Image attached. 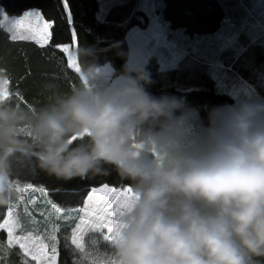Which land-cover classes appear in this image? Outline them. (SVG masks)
<instances>
[{
  "label": "clouds",
  "instance_id": "1",
  "mask_svg": "<svg viewBox=\"0 0 264 264\" xmlns=\"http://www.w3.org/2000/svg\"><path fill=\"white\" fill-rule=\"evenodd\" d=\"M72 51L75 87L46 83L39 106L0 100V205L22 172L113 169L135 192L112 244L117 264H264V96L194 119L183 97L148 90L145 68L126 61L105 78L91 45Z\"/></svg>",
  "mask_w": 264,
  "mask_h": 264
},
{
  "label": "trees",
  "instance_id": "2",
  "mask_svg": "<svg viewBox=\"0 0 264 264\" xmlns=\"http://www.w3.org/2000/svg\"><path fill=\"white\" fill-rule=\"evenodd\" d=\"M159 15L168 23L171 29H181L188 36L215 33L221 26L225 15L223 5L219 0H160ZM65 0H0V5H6L13 14L22 13L24 8H16L15 4L39 8L46 20L54 22L53 39L41 47L32 41H11L7 34L0 31V70L3 78L9 80L7 91L17 101L15 94L21 93L23 105L39 106L47 102L49 91L44 88L46 83H52L60 91L75 87L80 81L78 74L67 64L66 54L55 48V44L71 45V31L77 30L75 47L80 44L91 45L99 65L109 63L113 69L112 77L121 70L127 60L128 47L125 40L128 28L134 25L143 27L145 15L141 10H135V0H129L110 8L103 19H99V0H67L69 9L64 8ZM71 11L73 24L67 20ZM141 18V20L139 19ZM143 19V22H142ZM235 61V60H234ZM151 78L148 90L159 96L170 94L183 97L188 106L197 109L199 117L206 116V110L213 105L231 104L232 99L222 93H217L214 80L208 74L193 68L158 71L153 61L144 66ZM257 82V81H256ZM255 83V82H252ZM18 102V101H17ZM15 180L41 185L52 193L53 189L84 188L101 186L108 183L114 188H122L130 184L110 169L108 174H99L85 178L60 180L41 171L22 172ZM87 192L80 197H66L60 194L50 195L58 204L64 207L79 206ZM1 217V216H0ZM57 264H73V256L64 248V239L60 236ZM101 247H110L100 243ZM9 264H22L14 252Z\"/></svg>",
  "mask_w": 264,
  "mask_h": 264
},
{
  "label": "rangeland",
  "instance_id": "3",
  "mask_svg": "<svg viewBox=\"0 0 264 264\" xmlns=\"http://www.w3.org/2000/svg\"><path fill=\"white\" fill-rule=\"evenodd\" d=\"M127 1L129 0H99L100 8L97 16L101 19L104 14L107 15L111 7ZM219 1L225 11L220 28L215 33L188 36L183 34L181 29H171L161 18L160 0H135V10H141L145 15V25L128 28L125 36L128 47L126 61L141 67L153 61L160 72L198 68L214 80L215 91L228 95L232 102L234 99L252 94L264 96V0ZM139 19L141 20L140 17ZM100 66L99 71L105 78H112L113 69L110 64L104 63ZM189 107L192 109L193 118H200L197 109ZM18 182L21 187L27 184ZM22 195L29 201L34 197L35 203L27 204L29 214H25V205L20 202L18 214L25 231H17L16 235H24L27 231H32L38 240L47 245V240L43 239L44 217L50 206L45 205V198L38 191L26 190ZM16 199L17 193L13 201ZM82 206L83 202L79 206L66 208ZM7 207V204L0 205L1 217L6 216ZM60 223L67 227V234H70L71 228L75 226L71 220H63ZM65 234L62 227L60 236L64 237ZM0 240L5 243L7 241V232L4 229H0ZM100 243H107L109 246L111 244L102 236L99 238L98 248L101 258L106 252L110 256L112 249L101 247ZM9 247L10 251L0 248V257L4 259L5 264H9V260L13 259L11 257L13 252L22 263L19 245ZM46 251L51 255L47 247Z\"/></svg>",
  "mask_w": 264,
  "mask_h": 264
},
{
  "label": "snow or ice",
  "instance_id": "4",
  "mask_svg": "<svg viewBox=\"0 0 264 264\" xmlns=\"http://www.w3.org/2000/svg\"><path fill=\"white\" fill-rule=\"evenodd\" d=\"M15 5L17 9L24 8V11L13 14V12L7 10L6 5H0V31L6 33L11 41H35L41 47L49 44V41L53 39V33L50 32V29L54 30V22L46 20L39 8L20 4ZM64 8L69 9L67 0L64 2ZM67 20L70 25L74 23L71 11L68 12ZM71 40L73 44L77 41L75 27L71 31ZM55 48L62 49L64 53H67L68 66L79 73L78 63L68 44L58 43L55 44ZM9 83L7 78H3L2 70H0V100L13 98L12 94L5 90ZM15 97L19 103L24 101L23 95L19 92L15 94ZM27 106L31 107L32 105ZM26 190L40 192L45 198V205L50 206L47 215L44 217L43 239L47 240V245L38 240L32 231H27L24 235H16L17 231H25L18 214L20 202L25 205V214H29L27 204L29 202L35 203L34 197L30 201L23 197L22 194ZM15 191L17 193L16 201L10 200L7 203L6 216L0 217L2 218L0 229L7 232V241L5 243L0 240V248L10 251L9 246L19 245L22 264H33V262H36V264H57L62 227L66 233L63 237L64 248L73 256V264H117L107 252L101 258L98 240L102 236L112 246L117 239L121 217L135 196L131 184L120 189L110 187L108 183H104L100 187L92 186L90 190L87 186L75 190L60 188L53 189L50 194L49 190L43 186L36 187L32 183H27L21 187L19 182L16 181ZM84 192H87V195L83 199V206L77 208H66L49 198L50 195L54 194L80 197L83 196ZM63 220H71L74 223L75 226L71 228L70 234H67V227L60 223ZM46 247L50 249L51 255L46 251ZM0 264H5L2 257H0Z\"/></svg>",
  "mask_w": 264,
  "mask_h": 264
},
{
  "label": "crops",
  "instance_id": "5",
  "mask_svg": "<svg viewBox=\"0 0 264 264\" xmlns=\"http://www.w3.org/2000/svg\"><path fill=\"white\" fill-rule=\"evenodd\" d=\"M105 16V14L102 16V18L101 19H103V17ZM98 18H99V16H98ZM100 19V18H99ZM69 46V45H68ZM73 48H75V46L74 45H70L69 46V49L70 50H73ZM62 50V49H61ZM66 54V57H67V63H68V56H67V53H65ZM105 66V65H104ZM69 67V66H68ZM72 71H74L75 72V69H73V68H71V67H69Z\"/></svg>",
  "mask_w": 264,
  "mask_h": 264
}]
</instances>
